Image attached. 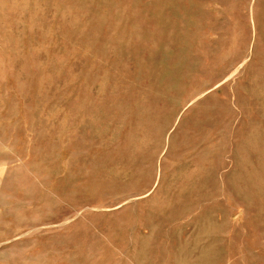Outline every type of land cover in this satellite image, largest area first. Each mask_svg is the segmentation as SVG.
<instances>
[{"label":"rangeland","instance_id":"rangeland-1","mask_svg":"<svg viewBox=\"0 0 264 264\" xmlns=\"http://www.w3.org/2000/svg\"><path fill=\"white\" fill-rule=\"evenodd\" d=\"M0 264H264V0H0Z\"/></svg>","mask_w":264,"mask_h":264}]
</instances>
